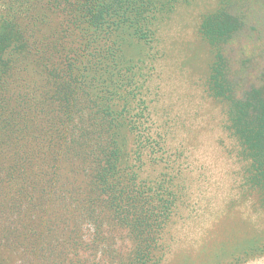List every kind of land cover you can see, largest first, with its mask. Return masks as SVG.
Listing matches in <instances>:
<instances>
[{
  "label": "trees",
  "instance_id": "trees-1",
  "mask_svg": "<svg viewBox=\"0 0 264 264\" xmlns=\"http://www.w3.org/2000/svg\"><path fill=\"white\" fill-rule=\"evenodd\" d=\"M180 1L0 0V246L20 264L161 263L177 192L140 178L125 149L128 132L148 140V114L114 35L151 41ZM243 26L222 7L200 32L218 47L210 89L264 191V85L237 97L220 48Z\"/></svg>",
  "mask_w": 264,
  "mask_h": 264
},
{
  "label": "rangeland",
  "instance_id": "rangeland-1",
  "mask_svg": "<svg viewBox=\"0 0 264 264\" xmlns=\"http://www.w3.org/2000/svg\"><path fill=\"white\" fill-rule=\"evenodd\" d=\"M30 1L40 10L48 2ZM222 7L244 20L220 46L241 97L264 85V0H181L158 14L151 41L132 29L114 35L148 114V140L128 132L125 149L140 178L170 179L177 192L160 264H264V191L249 180L251 161L231 128L228 101L210 89L218 47L200 32L203 17ZM23 258L0 246L2 264Z\"/></svg>",
  "mask_w": 264,
  "mask_h": 264
}]
</instances>
